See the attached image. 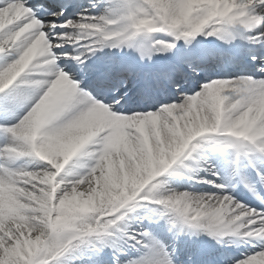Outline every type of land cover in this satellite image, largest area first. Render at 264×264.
<instances>
[{
	"label": "snow or ice",
	"instance_id": "obj_1",
	"mask_svg": "<svg viewBox=\"0 0 264 264\" xmlns=\"http://www.w3.org/2000/svg\"><path fill=\"white\" fill-rule=\"evenodd\" d=\"M42 7L0 0V132L9 137L0 158L43 162L0 163V264H61L83 244L97 247L100 264L118 222L150 204L179 226L176 237L259 246L241 258L196 249L181 259L147 229L121 230L139 254L113 264H264V0H88L74 15L57 5L46 17ZM198 36L196 47L178 43ZM125 47L139 60L97 55ZM167 53L166 63H141ZM228 63L243 68L221 74ZM134 96L140 110L128 107ZM209 151L229 159L214 163ZM83 156L92 163L78 172ZM181 168L217 191L164 188L161 177ZM229 170L261 206L227 190Z\"/></svg>",
	"mask_w": 264,
	"mask_h": 264
},
{
	"label": "bare ground",
	"instance_id": "obj_2",
	"mask_svg": "<svg viewBox=\"0 0 264 264\" xmlns=\"http://www.w3.org/2000/svg\"><path fill=\"white\" fill-rule=\"evenodd\" d=\"M84 2H87V1H84ZM65 5L70 8V11L65 12V13L66 14L67 13L74 14L75 11H73V10L75 8H77V6L79 5V1L78 0H70V1H67ZM153 36L155 38H167L166 34H164V33H155V34H153ZM198 37L200 39V36H198ZM194 42H195V40L193 41V43ZM178 43L180 46H184V47L186 46V45H184L183 40L179 41ZM133 51H135V50L133 49ZM98 54L103 57L106 54V51H104V52L102 51L101 53H98ZM164 55L165 54H163L161 57H164ZM156 57L157 56H154L155 59H156ZM3 62H4L3 58H0V63H3ZM141 63L149 65V61H147V60L141 61ZM198 82H201V81H198ZM198 82H196L195 85H198ZM21 114H22V110H21ZM7 142H9V137L4 133H0V145H3ZM215 154H217V153L213 152V151H209L208 152V158L213 157ZM80 161H82V162H80L81 164H85L86 166L88 164L92 163V161L89 157L88 158H82ZM0 163H8V164H10V166H13V167L26 166L27 168L32 169V168H37V167L42 166L43 162L40 161L38 158L22 157V158L16 159L15 161H6L4 158H0ZM86 170H87L86 168H79V167L76 168V171H78V172H84ZM180 172H182L184 174L183 175H175V174L169 175L167 173L164 174L161 177L162 180L166 181L164 188H175V189L180 190V191H183V190L190 191L189 188H187V187H190L192 185L191 184L192 178H190V176L192 174L187 173V170L184 168H181ZM210 186L211 185H201V186H198V190H199V192L217 191V190H215V188H212L213 186L212 187H210ZM152 207H157V206L150 204L147 206L137 207L133 211L129 212L127 217H125L124 220L118 222L119 231L115 230V232H116L115 235L110 237V240L112 242H114L115 246L114 247L105 246L101 249L100 264H103V263L105 264L106 262L110 261L109 257H108L109 253H112L114 258H115V256L118 255V256H120L121 259H125L128 257H134V256L139 254L136 249H132L131 247H129V245L126 242L127 239L123 235V232L121 230H123L124 232H129V231H133V230H139L138 228L140 226H144L145 229L151 231L156 237H157V235H160V234L172 233L173 231H177V232L179 231V226L173 227L172 225H170L167 222L166 218H158L157 215L151 211ZM127 228H128V231H126ZM184 234H190L191 235V233H189L188 231H185ZM201 235H203V233H201L199 236H201ZM204 235H206V234H204ZM229 241H235L234 244H235L236 249H237L236 252H239L243 246L247 245V242H245L243 239L238 238V237H235V238L229 237ZM250 244H252V243L250 242ZM121 249H123L124 251H121ZM96 251H97L96 246H94L92 244H83L76 251L66 253L63 257H61L60 258L61 264H71V262H75V261H76V264H79L78 262H80L81 264H94ZM230 258L233 259L234 257L231 256Z\"/></svg>",
	"mask_w": 264,
	"mask_h": 264
},
{
	"label": "rangeland",
	"instance_id": "obj_3",
	"mask_svg": "<svg viewBox=\"0 0 264 264\" xmlns=\"http://www.w3.org/2000/svg\"><path fill=\"white\" fill-rule=\"evenodd\" d=\"M253 249H251V250H249L248 252H250V251H252ZM248 252H246V253H248ZM242 257V256H241Z\"/></svg>",
	"mask_w": 264,
	"mask_h": 264
}]
</instances>
